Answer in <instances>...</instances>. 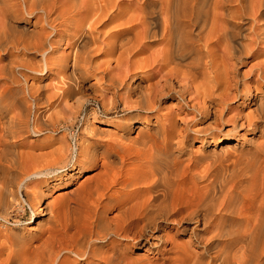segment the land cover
I'll list each match as a JSON object with an SVG mask.
<instances>
[{"label":"bare ground","instance_id":"obj_1","mask_svg":"<svg viewBox=\"0 0 264 264\" xmlns=\"http://www.w3.org/2000/svg\"><path fill=\"white\" fill-rule=\"evenodd\" d=\"M31 16L40 32L16 27ZM64 41L65 55L52 58ZM259 44L264 0H0V221L15 212L19 223L25 206L46 215L33 232L0 224V264H132L119 244L149 252L171 229L189 239L169 249L178 264H264V62L239 69ZM12 51L21 57L8 63ZM29 51L36 63L24 59ZM97 54L104 58L94 67ZM52 67L54 93L41 96L29 125L31 106L8 103L13 69L46 75ZM91 78L103 81L86 89L110 118L99 122L116 121L115 130L86 122L72 152L66 141L45 152L15 149L19 138L65 129L69 105L51 107L72 100L78 106L67 109L79 114ZM237 135L261 142L236 150ZM194 141L211 146L187 157L206 165L201 172L185 164ZM82 172L78 186L44 204Z\"/></svg>","mask_w":264,"mask_h":264},{"label":"rangeland","instance_id":"obj_2","mask_svg":"<svg viewBox=\"0 0 264 264\" xmlns=\"http://www.w3.org/2000/svg\"><path fill=\"white\" fill-rule=\"evenodd\" d=\"M257 24H258V26L261 25L260 22L257 23ZM257 24H256V26H257ZM15 25H18V26H16L18 29H20L19 25L20 26L25 25V27L27 28V31L31 32V30H32V31H35L37 33L40 32L42 30L43 26H44L42 22H38L37 21V16H34V17L31 16L30 20L28 22H24L23 20L22 21L19 20V21L16 22ZM247 26H246V28L249 27V26L248 27ZM256 26L253 27V28L256 29ZM259 45H257L258 47L257 46L254 47V56L252 58L249 57L248 61L246 60L245 63H243L239 67L240 73L241 72H245V71H247V72H249V71L255 72V68H257L258 65L261 64L260 62L261 61H262V63L264 62V60H260L261 58L264 59V49H263L264 45H262V44L260 46ZM65 46H66L65 41L61 42L59 45H56L53 48L55 51L49 53L50 56L52 58L64 56L65 52H67V46L66 47ZM16 53L17 52L12 51V53L8 56V63L12 59V57H15V56L18 57V55H19V57H21L20 53H17V55H16ZM24 55H25L24 59L27 60V61L29 59V60L32 61V63L37 61V59H39V57L36 56L35 54H32L31 51L25 53ZM101 58L103 59L104 57H102L99 54H97L95 56V59H94V62H93V66L94 67L95 66L97 67V64H95V63H99L100 64L101 62H103V60ZM14 59H16V57L13 58V60ZM22 59H23V57H22ZM31 61H28V62H31ZM4 62H6V61H4ZM255 62H257V63H255ZM99 64H98V66H99ZM250 66H252L251 67L252 69L250 68ZM253 67H255V68H253ZM13 70L14 71H13L12 75L14 76L13 77L14 78V83L11 84L10 82H8V86L12 87V90H11V92L8 95L9 96L8 97V103L11 104V102H12V104H14L15 107H18L17 109H19V108L21 109L23 107V105H25L26 107H30L31 106L30 107L31 111L30 110L26 111V113H28V114H26V116L29 117V120L31 119L29 121V125H31L30 123L32 122V112L34 113V111L37 110V109H39L38 111H40V110L43 111L42 108H43L44 105L40 104V103H42V101H43L42 98L43 97L46 98L53 92L52 85H53L54 82H52V81L54 80V77L57 75L58 71H57V69L55 67H52L50 69V71L47 72L46 75H41L40 73H33V72H30V71H26V70H24L22 68H16V69H13ZM21 73H23L24 78L26 76L25 79L22 78V76H21L22 74ZM44 73H46V71H44ZM250 75H252V73ZM98 76L99 75H97L96 77H98ZM94 81L95 82L97 81V83H96L97 85H102L101 83H103V81L98 80V78H97V80H95V78H91V79H89L88 82H84V84H83L84 90L81 93L82 94L81 95V97H82L81 100L83 101L84 100L83 97H85V101L83 103H80L81 105L79 107V110H80L79 114L73 116L72 115L73 114L72 110L69 109L70 110L69 111L67 109L69 106H72V107L78 106L76 101L70 100L68 103L56 101L53 104L54 108L51 107L52 112H55V111H58V110L60 111V110H62V108H65L66 106L69 105L66 109H64L65 112L62 110L63 113H66L65 118H66L67 122L65 124L63 123V125L65 126V129L64 128H58L56 133H47L44 136L43 135L42 136H37V137L36 136H25V137H22L21 140L19 138V140H17V145L15 146V149L16 150L19 149L18 151H21V152L25 151V153L29 152L31 150H32V152H35V153H37L38 151L39 152L40 151L41 152H45V151H49L50 148L52 149L53 146H55L56 144L58 146L59 142H61L62 144L64 142V145H66L67 143H68V145H70V147H71L70 151L72 152L73 149H74V146H73L74 145V141H75L74 139L75 138L80 139L81 132L83 131L86 122L87 123H92V125H95V126H98V127L104 128V129L115 130V126H116L115 124L117 123L116 121L111 123L110 126L101 125L100 122H99L101 120H105V121L109 120L110 118H107L104 115H102V113H101L103 111L102 108L99 106V104L97 102L94 101L95 98L98 99V96H96L97 95L96 93H98V92H94L93 90L86 89V87H87L86 85H88L89 82H94ZM98 82H100V84H98ZM14 96H16V97H14ZM34 96L36 97L35 100L32 99V98H35ZM41 96H42V98H41ZM86 97H87V99H86ZM22 99H23V101H21ZM19 100H20V102H19ZM30 100L32 101V103H29V102H31ZM27 101H29V102L27 103ZM50 101H52V100H50ZM165 102H164V104L161 105V108H163L164 105H168L170 103L169 101H167L166 103ZM240 103L241 102H238L236 104L233 103L232 107H239L240 108L241 107ZM237 104H239V106ZM63 105L64 106L66 105V106L64 107ZM59 106H62V107H59ZM121 107H122V105L118 104L117 109L120 110ZM90 109L97 110L98 116H97L96 119H92L91 117H87L86 116L88 114V112L90 111ZM16 111H18V110H16ZM247 112H248V109H244V110L241 111L242 114H246ZM11 113H14L13 110L11 111ZM163 113H165V112H163ZM68 116H70V118ZM70 123L72 125L71 130H70V127H69ZM68 129H69V131H68ZM135 134H136V130L134 129L130 133V135L131 136H135ZM45 136H46V138H45ZM82 138L83 137H81L80 140H82ZM59 139H61V140L59 141ZM255 140H256L255 143L247 144L244 138L242 139V137H240V135H237V136H235L233 142H231L230 144L234 145V148H236V150H240V149L243 150V151H245L246 149L253 150V148H255V146L261 142V139H260V137L258 135L255 136ZM65 141H66V144H65ZM76 143H77V141H76ZM210 148H211L210 145L199 146V144L197 142H195V141L192 143V145L190 146V149H188L187 153L184 156V157H186V159H185L186 163L185 164L189 165V169L191 171L201 172V170H203V167H205L206 165L204 163H201L200 166H198V167L191 166L190 165L191 160H188L189 158H187V157L189 155H191L190 157L193 158L198 153L199 154H203V155L207 154L209 152ZM20 149H22V150H20ZM71 157H73V155ZM202 164H204V165H202ZM61 173H62V171L60 172V174ZM57 174H59V173H57ZM87 175H89V174H87V172H82L79 175H77L75 178H73V180L69 181L68 183H66L64 185H59L58 187L54 188L51 191L50 195L45 198L44 204L47 201L52 200L55 197V195H57L59 193H63L64 191H70L74 187L78 186L79 183L82 182V179L85 178ZM43 205H42V207H43ZM25 210H26V212H25L24 215H22L19 223H17V224L13 223V219L15 217V212H10V217H11L10 218V222L4 224L3 222L0 221V224L6 226L8 228H12V229L18 231L19 233L33 232L30 229V228L34 227V225H35V223L33 221H35L37 219H44L46 217V215L44 213H38L36 215H33L32 212L28 209L27 206H25ZM4 226L0 225V228H1L0 230H3ZM29 235L34 237L33 233L29 234ZM163 235H165L164 236V242H162L161 244L158 243V245L155 246V247H150V249H149L150 253L148 251L147 252L144 251L143 249L136 250L135 248H132V246H131L132 244L131 243H125V242H123V243L118 245V247H117L118 250L117 251L127 261L134 262L132 264H145V263L146 264H178L177 261H176V258H174L175 255L172 254L169 249L173 245H176V246L179 245L180 246V245L184 244L186 246L189 243V239H188L187 234L181 232V230L176 231L175 229H171V230H169V232H165V234H163ZM30 244L37 245L38 241H35L34 239H32ZM190 251L192 253H194V254H198L199 251H200V248L192 246L190 248ZM136 258H139V259H136ZM71 264H74V263L71 262Z\"/></svg>","mask_w":264,"mask_h":264}]
</instances>
